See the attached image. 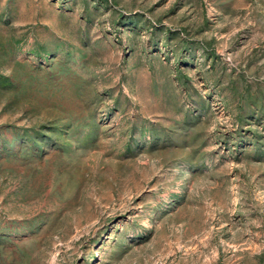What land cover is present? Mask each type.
I'll use <instances>...</instances> for the list:
<instances>
[{"label": "rangeland", "instance_id": "obj_1", "mask_svg": "<svg viewBox=\"0 0 264 264\" xmlns=\"http://www.w3.org/2000/svg\"><path fill=\"white\" fill-rule=\"evenodd\" d=\"M0 264H264V0H0Z\"/></svg>", "mask_w": 264, "mask_h": 264}]
</instances>
